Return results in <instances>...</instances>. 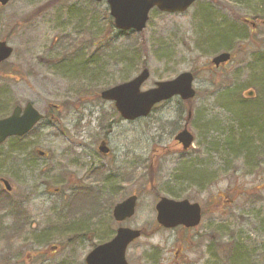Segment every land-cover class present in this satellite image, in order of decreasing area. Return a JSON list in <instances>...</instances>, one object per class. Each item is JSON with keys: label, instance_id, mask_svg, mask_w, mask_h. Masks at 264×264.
I'll use <instances>...</instances> for the list:
<instances>
[{"label": "rangeland", "instance_id": "1", "mask_svg": "<svg viewBox=\"0 0 264 264\" xmlns=\"http://www.w3.org/2000/svg\"><path fill=\"white\" fill-rule=\"evenodd\" d=\"M257 13L256 26L247 20ZM109 17L106 0L0 4V40L14 48L0 65V118L28 101L46 115L26 142L0 144V178L13 186L8 192L0 183L1 226L10 232L17 211L28 219L19 236L0 239V264H85L120 226L142 231L127 248L130 264H233V245L244 249L238 264H264V133L248 139L261 153L233 149V137L241 142L247 133L244 115L264 124L256 103L264 100V73L256 71L264 61V0H197L175 14L154 8L138 33L119 31ZM222 53L231 58L216 66ZM144 67L150 77L142 90L192 72L196 95L125 120L101 92ZM186 125L194 141L184 151L174 137ZM104 139L108 157L98 149ZM87 189L102 191L99 206ZM132 194L135 214L117 222L115 204ZM161 197L199 203L201 223L161 227ZM78 203L98 207L96 220L75 223L67 214Z\"/></svg>", "mask_w": 264, "mask_h": 264}, {"label": "water", "instance_id": "2", "mask_svg": "<svg viewBox=\"0 0 264 264\" xmlns=\"http://www.w3.org/2000/svg\"><path fill=\"white\" fill-rule=\"evenodd\" d=\"M10 0H0L2 6ZM101 2L103 0H94ZM196 0H107L110 14L114 18L115 27L122 31L142 32L148 23L150 11L157 8L166 13L185 12ZM13 47L5 40L0 41V64L13 55ZM231 58L229 53L215 56L212 62L218 66ZM150 71L146 67L133 79L105 89L101 92L104 100L113 101L117 111L125 120L134 121L147 117L158 103L179 96L183 100L192 99L196 95L193 87L192 72H183L167 81L157 82L155 87L142 91L141 86L148 80ZM43 115L28 102L25 107L16 106L12 114L0 119V144L13 136H24L29 133L41 120ZM177 140L187 150L194 141V135L188 126L180 131ZM103 154L109 152L105 141L99 146ZM8 191L12 186L7 179L2 180ZM137 195H131L118 202L113 208V217L123 222L135 214ZM157 221L165 228L185 226L196 227L202 219L201 205L188 199L174 200L162 197L156 204ZM142 231L121 226L116 235L108 242L97 245L85 257L86 264H130L126 257L127 248L131 242L139 238Z\"/></svg>", "mask_w": 264, "mask_h": 264}, {"label": "trees", "instance_id": "3", "mask_svg": "<svg viewBox=\"0 0 264 264\" xmlns=\"http://www.w3.org/2000/svg\"><path fill=\"white\" fill-rule=\"evenodd\" d=\"M256 21H257V23H259V21L263 18V15H261V13H257L256 15ZM109 20L112 22L113 21V19H112V17L110 16L109 17ZM211 41H212V39H211ZM212 48L213 49H215L216 47H214V46H212ZM264 58V57H263ZM258 65H257V69H256V71H259V73L261 72V73H264V61H262L261 59H259V61H258ZM259 76L260 75H258V79H259ZM260 80V82L264 85V80H261V79H259ZM264 90V89H263ZM232 99V104H236L235 103V101H234V99L233 98H231ZM260 99V98H259ZM258 99V100H259ZM230 103H231V100H230ZM256 103L257 104H261V106H263L264 107V100L263 101H256ZM251 104H255V102L254 103H251ZM247 107L248 106H250V105H246ZM254 107H256V104L255 105H253ZM251 107V106H250ZM240 109V111H242V109L241 108H239ZM263 109V108H262ZM246 111V110H245ZM245 114V112L244 111H242V115H244ZM256 114L257 115H260V111L258 110L257 112H256ZM258 118H260L259 116H257L256 117V119H258ZM242 126H243V129L247 132L246 134L244 133L243 135H242V137H241V142H240V140H238L237 141V137H233V139H234V142H236V143H238L239 142V146L236 144L235 145V148H233L234 149V151L236 152V149L237 148H240V147H243V149H246L247 151H251V153H252V155H257V154H259V153H261V151H260V147H258V146H253V143H252V141H249L248 139H249V137H252V135H250L249 133H252L253 134V136L254 135H256V134H262V133H264V124L262 123V125L261 124H259L258 122L257 123H255V120H253L254 122H250L247 118H246V116L244 115L243 117H242ZM248 128V129H247ZM27 137H28V135L27 136H25V137H12L13 139H15V140H19V141H25L26 142V139H27ZM12 138H10V139H12ZM264 138V137H263ZM232 139V140H233ZM8 141V140H7ZM249 144V146L250 147H252V148H249L247 145ZM26 148H27V146H22L21 147V150L22 151H20V152H24L25 150H26ZM37 154H39V152H37ZM32 155V152H29V153H27V156H31ZM46 154H44V156H45ZM250 157H248V159H249ZM205 174H202V176L201 175H199V176H201V177H203ZM201 177H199V178H201ZM105 179L107 180V179H109V176L107 175L106 177H105ZM87 192L89 193V194H91L92 195V197L94 198L93 200H94V202L96 203V205L98 204V206L100 205L99 203H100V200H101V196H102V191H97V192H94L93 190H91V189H87ZM2 204H3V206H7V205H9L8 203L9 202H5V201H3V202H1ZM98 208V207H97ZM97 208H90L89 206H88V203L85 205V204H77L76 205V207H74V211H71V212H69L67 215H69V214H71L70 215V218H73V221H76L75 223H78V222H80V225L81 224H85L86 223V221H89L90 219L91 220H96V218L98 217V214H99V212H96V210H97ZM13 213V212H12ZM14 217H13V221H12V223L13 222H15V225L14 226H11L10 227V232L6 229V228H4V227H2L1 226V223H2V220H0V239H2V238H4V240H6L7 239V242H10L15 236H19V234H21L22 233V231H23V229L26 227V224L28 223L27 221H28V219H27V217H25L24 216V211L22 212V211H17L16 212V214H14L13 215ZM80 217V218H79ZM263 221V223H264V219L262 220ZM88 223V222H87ZM16 227V228H15ZM12 229V230H11ZM91 229V228H90ZM9 232V233H8ZM8 233V234H7ZM90 233V232H89ZM87 235H89V234H87L86 232H85V234L83 235V236H87ZM6 236H7V238H6ZM42 239H46L47 238V236H42L41 237ZM244 249H242V247L241 246H239V245H233L231 248H230V250H229V257L231 258V260L233 259V264H238L237 263V261H238V259L239 258H245V254L243 255V253H241L242 251H243ZM236 258H237V260H236ZM241 261V260H240ZM240 261H238V262H240Z\"/></svg>", "mask_w": 264, "mask_h": 264}, {"label": "flooded vegetation", "instance_id": "4", "mask_svg": "<svg viewBox=\"0 0 264 264\" xmlns=\"http://www.w3.org/2000/svg\"><path fill=\"white\" fill-rule=\"evenodd\" d=\"M43 115H44V114H43ZM45 116H46V115H44V119H45ZM36 126H37V125H36ZM33 129H35V128H33ZM33 129H32V130H33ZM32 130H31V131H32ZM31 131H30V132H31ZM176 137H177V136L174 137L175 140H176L177 142H179V141L177 140ZM102 141H103V140H102ZM102 141H101V142H102ZM104 141L106 142V145H107L108 148H109V152L105 155L106 157H108V156L110 155V153H111V148L109 147V141H108L107 139H104ZM179 143H180V142H179Z\"/></svg>", "mask_w": 264, "mask_h": 264}]
</instances>
